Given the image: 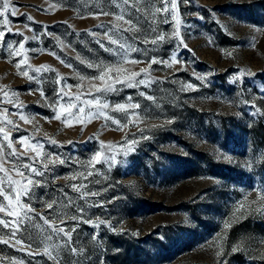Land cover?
<instances>
[{"label":"rangeland","instance_id":"rangeland-1","mask_svg":"<svg viewBox=\"0 0 264 264\" xmlns=\"http://www.w3.org/2000/svg\"><path fill=\"white\" fill-rule=\"evenodd\" d=\"M13 5L18 14H7L12 32L0 41V86H8L10 97L16 93L14 102L25 105L27 121L19 120L7 101L0 110L8 109V118L19 124V130L6 126L17 151H24L19 138L35 137L28 143L40 141L44 153L65 161L49 164L46 170L41 164L47 159L37 164L44 176L34 179L45 187L34 189L30 206L49 224L74 228L71 245L82 251L73 254L59 237L46 239V226L27 224L16 236L24 250L0 242V264H55L46 247L59 264H264V96L258 87L264 84V0L181 2L175 19L163 12L155 17L137 14L123 4L117 9L110 0H13ZM156 6L163 8L162 3ZM144 7L151 11L152 4ZM101 8L111 14H99ZM121 10L140 31L119 32L113 39L140 48L129 60L141 62L118 65L127 69L120 78L144 68L147 77L136 79L152 83H117V91L97 94L109 103L105 114L110 120L89 119L86 108L79 120L70 117L65 122L69 101L65 98L61 107L54 94L63 86L73 97L71 103L92 99L86 93L95 92L92 86L100 87L101 81L92 79L99 72L87 63L111 66L119 60L104 50L116 48L104 33L119 23L116 15ZM177 28L187 48L178 47ZM18 29L22 35H15ZM155 33L164 36L163 42L143 43L155 39ZM12 48L22 55L10 54ZM173 52L179 53L178 62L170 59ZM22 58L26 64L17 70ZM152 58L168 63L150 64ZM42 65L53 71L36 73ZM25 70L39 77L40 84L23 76ZM128 97L140 105L135 110L138 121L113 110L116 104L127 105ZM57 113L61 119L55 118ZM125 141H137L127 155ZM102 142L111 145V151H102ZM9 151L5 147L0 156ZM98 151L100 162L93 160ZM113 154L114 161L104 162ZM74 184L85 187L74 192ZM63 193L71 197L70 207L64 206ZM53 200L57 204L50 211L44 202ZM81 208L86 223L79 222ZM62 220L67 223L61 225ZM42 223L37 218V224ZM8 239L9 230L0 228V241ZM29 245L35 255L29 254Z\"/></svg>","mask_w":264,"mask_h":264},{"label":"snow or ice","instance_id":"snow-or-ice-1","mask_svg":"<svg viewBox=\"0 0 264 264\" xmlns=\"http://www.w3.org/2000/svg\"><path fill=\"white\" fill-rule=\"evenodd\" d=\"M110 2L117 8H120V5L123 4L124 7L130 11H133L137 14L143 13L145 16L152 15L155 17L157 13H165L169 14L175 19L176 12L178 11L179 4L183 2L185 5H188L190 2L194 3V0H120V3H116V0H110ZM157 3H162L163 8H160L156 6ZM146 4H152L151 11L144 7ZM41 10H51V6L49 9H41ZM11 13L12 16H16L18 14V9L13 5V0H0V41H3V38L12 32V28L10 27V21L8 19L7 14ZM99 14L103 15H110L111 13L105 12L102 8L98 9ZM20 15L24 16L27 21H33V17L27 13H20ZM126 13L121 10L116 15V20L119 22L116 25H113L112 28H109L105 31L104 37L109 42L110 45H115L116 48L113 49L112 47H104V44L101 42V40L97 39V44H100L101 47H104L105 51L113 52L114 55L119 57V60L116 62L115 65H105L103 63H87V67L89 68H96V70L99 72L98 77H93V80L98 79L101 81L100 87H95L93 85L92 87L95 88V92H93L91 89L86 93L87 96L92 97V99L81 101L80 104H74L71 103L73 97L69 95L67 92L64 91V87L62 86L59 91L55 92V98L57 103H61L62 101L67 98L69 101L67 108L64 109L66 115L63 116V120L67 122V120L70 117H76L78 120L80 119V115L82 113H85V109L87 108V115L88 118L91 119L93 117L99 118L100 116H104L105 120L112 119L110 116H107L105 114V109H108L110 107L109 103L105 100L100 99V95H104L108 92H114L117 91L115 88V84L119 83L124 86L128 87H149L152 83L151 80L144 78L137 80V76H145L147 77V69L141 68L139 73H132L130 76H127L125 79H121V73L126 72L127 69L120 67L118 65H124L127 63H140L141 61L138 60H129V56L132 52H141L140 48H133L130 44L126 42H121L119 39H113V36L116 35L119 32H139L140 30L136 27V24L133 22V19L129 17L128 19H125ZM197 19H203V17L198 16ZM167 16L164 19V23H168ZM180 21H177V24H179ZM27 27V25H25ZM97 27H103V25H97ZM113 28L115 31H113ZM90 34L92 33V30H88ZM15 35H22V32L18 29L15 33ZM94 35V34H93ZM175 37L179 40L178 47L187 48V45L183 43L182 37L179 36V29L177 28L174 32ZM156 38L148 41L145 39L143 43H151L153 45H156L158 43L163 42L164 36L155 33ZM25 41H27L28 37L24 38ZM139 42V41H138ZM5 47H10L7 42H4ZM19 48H24V43H19ZM14 56H21L22 53L20 51H17L15 48H12L11 53ZM55 55V53H52ZM179 55L177 52H173L170 59L173 62H178L176 60V57ZM59 59V57H57ZM82 63H85V61H81ZM61 63H64L63 60H61ZM151 63H161V64H167V60H156L155 58H152L150 60ZM26 64V58L20 59L15 67L17 70L21 69L22 65ZM71 67V65H68ZM27 67H31L30 65H27ZM36 73H41L42 71H53V69L48 68L47 66H40L34 69ZM242 74L247 75H254L252 73H245L244 70H240ZM23 76L27 77L29 81H35L38 85L40 84V78L37 76H31L29 75L28 71L25 70L21 73ZM66 79V78H65ZM83 80V78H81ZM235 82V80H233ZM260 89V95L264 96V84L258 86ZM38 91L40 92V95L42 98L46 97L44 96V91L42 87L38 88ZM0 92L3 93L2 98H0V104H2L4 101H7L9 104L12 105L13 109H15V114L18 116L19 120L27 121V117L23 115V110L25 108V105L23 104H16L14 101L17 98L16 93H13L12 96H9L8 93V86H0ZM100 94V95H97ZM79 95H85V93H80ZM140 95L145 96L148 100H153L154 98L152 96H147L144 92H141ZM131 97H128L127 100L129 103L126 104H116L114 106V111H121L124 112L126 115L135 116L136 120H139L138 114L135 112L136 109H139L140 105L131 103ZM93 105L95 107H93ZM61 107H63V104L61 103ZM75 108L76 112H70L69 109ZM133 110L129 112V110ZM8 112L9 110L4 108L0 110V136L3 137V140H0V152L3 151L5 147L10 149V151L7 153L6 156H0V228L8 229L9 230V239L3 240L0 242H3L4 244H11L12 247H16L17 245L21 246V250H24L25 246L23 245V241L16 239L17 233L21 231V229L27 230V224H32L33 227H44L45 231H48L50 233L49 236L46 237L48 240H52L53 237H59L61 241H63L64 246L69 248V251L73 254L79 255L82 250H78L77 247L71 245V234L75 231V229H68L63 226H58L55 222L49 224L48 218L44 217L43 215L36 213L35 210L30 206L31 198L35 195L34 189L36 188H43L45 187L44 183H41L39 180L34 179V177H43L44 172L40 170L39 167H37V164H41V162L45 159L48 160V163L41 164V167L43 169H48L49 164L55 165L57 162L60 164H64L65 161L62 159H59L58 157L56 159H53L51 157V154L44 153L42 151L43 144L40 141H36V143L29 144L28 141L36 140L35 137H23L19 138V143L22 148H24L23 152L17 151L11 141L9 140L10 133L6 131V126H11L12 128L19 130V124L15 123L12 119L8 118ZM56 119H61L62 116L60 113H57L55 116ZM134 122V121H130ZM171 122V121H169ZM113 123L116 124L119 128H123L122 125H120V122L118 120H113ZM142 131V130H141ZM3 141H8V143L5 145ZM129 147L126 149H123L124 154L127 155L128 152L134 150V144L137 143V141H125ZM72 143V142H69ZM101 149L102 151L108 152L111 151V145H108L105 147L103 142L101 143ZM28 153H33L32 155H28ZM101 158V152L98 151L95 156L93 157V160L96 162H100ZM115 160V155H106L104 162H112ZM23 161V162H22ZM8 165V166H6ZM91 175V173H89ZM16 177V178H13ZM85 186L81 184L79 187H77L75 184L72 185V189L74 192H81V189H83ZM47 195V193H45ZM91 195H97L96 193H91ZM63 197L67 200V203L64 205L65 207H70L73 203L71 197L67 196V193H63ZM81 198H86L84 193H81ZM264 199V197H262ZM24 201H28L29 203H24ZM46 207L50 211H54V206L57 204L56 200H53L51 203H48L45 201ZM100 207H103V205H98ZM81 215V220L79 222L86 223L87 221L83 220V209L78 210ZM37 218L42 221V225L37 224ZM73 220L76 218L73 217ZM67 223V221L62 220L61 225ZM230 225H225V227H229ZM14 241V242H13ZM29 249L30 255H35L36 253H32L30 251V245L27 246ZM56 247H60V245H56ZM239 250L238 248H234L233 251ZM45 253L49 255L51 259L54 260L55 264H59L58 259L52 255V252L49 251V249L45 248Z\"/></svg>","mask_w":264,"mask_h":264}]
</instances>
